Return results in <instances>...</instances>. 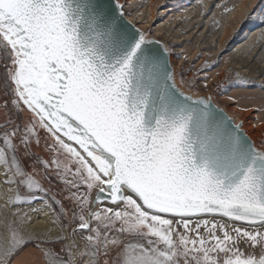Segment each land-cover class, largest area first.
Masks as SVG:
<instances>
[{"label":"snow or ice","instance_id":"obj_1","mask_svg":"<svg viewBox=\"0 0 264 264\" xmlns=\"http://www.w3.org/2000/svg\"><path fill=\"white\" fill-rule=\"evenodd\" d=\"M123 9L0 0V264H264V149ZM24 205L71 231H28Z\"/></svg>","mask_w":264,"mask_h":264},{"label":"rangeland","instance_id":"obj_2","mask_svg":"<svg viewBox=\"0 0 264 264\" xmlns=\"http://www.w3.org/2000/svg\"><path fill=\"white\" fill-rule=\"evenodd\" d=\"M125 16L148 39L162 43L176 87L185 95L211 97L258 149H264V90L233 83L236 74L264 83V0H119ZM207 65V67H206ZM207 78L208 87H204ZM195 87H192V84ZM229 97H234L230 100ZM41 147L34 148L44 158ZM53 189L56 180L50 177ZM47 187L49 181L43 182ZM0 185V205L4 204ZM35 206V204H34ZM32 205V207H34ZM15 210V209H14ZM24 205L22 212L29 211ZM50 216L53 218L52 214ZM68 221L57 224L61 233ZM77 239H79L77 237Z\"/></svg>","mask_w":264,"mask_h":264},{"label":"bare ground","instance_id":"obj_3","mask_svg":"<svg viewBox=\"0 0 264 264\" xmlns=\"http://www.w3.org/2000/svg\"><path fill=\"white\" fill-rule=\"evenodd\" d=\"M127 20L129 22H132L131 18H129V17ZM170 65H171V63H170ZM34 207H37V205H35ZM46 213H47V215H46ZM28 214H29V216L35 217V220L33 221V223L28 225V231L36 232V233H44V234H47L50 236H55L57 234H63V233H61L57 224L51 223V220L53 218L50 216V213L48 212L47 209H44L39 214L32 213L29 210Z\"/></svg>","mask_w":264,"mask_h":264},{"label":"water","instance_id":"obj_4","mask_svg":"<svg viewBox=\"0 0 264 264\" xmlns=\"http://www.w3.org/2000/svg\"><path fill=\"white\" fill-rule=\"evenodd\" d=\"M105 2H107V0H105ZM113 2H115V0H113ZM123 21H124V23H125L126 25L134 26V29H135V30L140 31V30H139L134 24H132L131 22H129V21L127 20L126 16H124ZM153 41H155V40H153ZM158 42H159V41H158ZM155 47H159L161 50H164V49H165L161 42H159L158 45H155ZM167 62H168V65H169V67H170V69H171V71H172V67H171V65H170V61H169V56H168V54H167ZM212 104H213L214 108L220 110V112H221L224 116H226L227 118H229V119L231 120L232 124L235 125L234 122L232 121V119H231V118H230V117H229L224 111H222L221 109H219L216 105H214V103H212ZM240 130H241V129H240ZM241 132L245 135V133H244L242 130H241ZM246 137H247V136H246ZM247 138H248V137H247ZM248 139H249V138H248ZM249 140H250V139H249Z\"/></svg>","mask_w":264,"mask_h":264},{"label":"crops","instance_id":"obj_5","mask_svg":"<svg viewBox=\"0 0 264 264\" xmlns=\"http://www.w3.org/2000/svg\"><path fill=\"white\" fill-rule=\"evenodd\" d=\"M56 247H58V246H56ZM34 257L37 259L39 258V252L38 251L34 253Z\"/></svg>","mask_w":264,"mask_h":264}]
</instances>
